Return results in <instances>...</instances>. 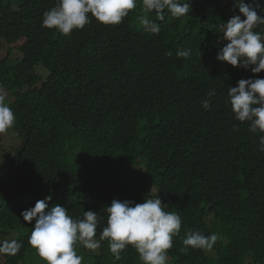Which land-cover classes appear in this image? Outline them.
<instances>
[{"label":"trees","instance_id":"trees-1","mask_svg":"<svg viewBox=\"0 0 264 264\" xmlns=\"http://www.w3.org/2000/svg\"><path fill=\"white\" fill-rule=\"evenodd\" d=\"M56 4L0 0V40L9 44L0 86L10 94V130L21 143L12 150L17 176L0 183V236L23 244L15 256L0 254L4 264H46L28 243L35 222L21 216L39 200L51 197L49 207L64 206L73 217L98 213L99 240L114 199L143 203L157 194L182 221L167 264H264V133L237 121L227 96L239 80L264 72L217 60L227 43L219 26L240 15L234 0H191L182 18L153 13L158 35L139 25L142 2L120 25L92 18L63 35L42 27ZM178 49L192 54L177 57ZM14 50L21 59H12ZM187 230L219 239L210 251L183 252ZM100 243L93 255L78 246L83 264H142L134 247L117 261L108 241Z\"/></svg>","mask_w":264,"mask_h":264},{"label":"clouds","instance_id":"clouds-1","mask_svg":"<svg viewBox=\"0 0 264 264\" xmlns=\"http://www.w3.org/2000/svg\"><path fill=\"white\" fill-rule=\"evenodd\" d=\"M141 2L143 14L137 17L139 25L154 35L160 33L161 27L149 18L151 14L162 21L167 13L182 18L191 11V0H57L56 6L44 13L42 27L69 35L73 30L84 29L92 18L105 26L120 25ZM254 3L255 7L246 4L245 0H234L240 15L219 26L220 39L227 43L219 49L217 60L233 68L250 69L255 75L264 72V31L257 30L264 25V15L257 14L264 0L258 3L254 0ZM0 41L8 44L5 40ZM191 54V49L176 51L177 57L181 58ZM215 95L214 89L207 93L209 98ZM227 96L235 119L248 122L252 133H264V78L241 79L235 87H229ZM6 101L7 92L0 86V134L12 128L16 120ZM210 104V99L202 101L205 110ZM259 145V150L264 152V135H260ZM50 199L39 200L34 207L21 213L25 222H35L28 243L46 264H83L84 257L78 254V246L95 251L101 247L102 240L108 241L109 251L117 261L131 246L142 264H167L168 250L178 244L173 238L180 234L181 217L177 212L166 211L167 205L158 194L144 199L143 203L114 199L106 208L107 226L103 227L99 240L96 235L102 217L98 213L89 210L82 218L73 217L64 206L49 207L47 201ZM218 239L216 233L206 236L198 230H187L181 251L186 252L189 248L210 251ZM22 247L16 239L3 240L0 241V254L15 256Z\"/></svg>","mask_w":264,"mask_h":264},{"label":"rangeland","instance_id":"rangeland-1","mask_svg":"<svg viewBox=\"0 0 264 264\" xmlns=\"http://www.w3.org/2000/svg\"><path fill=\"white\" fill-rule=\"evenodd\" d=\"M230 0H228L229 2ZM9 45L3 41H0V58H3L6 53L3 52V49H8ZM22 55L19 51L14 50L12 53V59L17 60L21 59ZM40 75H43L41 71H38ZM10 98V94H7V101ZM6 101V104H7ZM20 142L16 139L15 134L9 129L6 133L0 134V183L2 185L9 184L12 177H16V174H12V161L13 155L12 150L15 147H19ZM0 241L3 239L0 236ZM100 248L92 251L88 250L91 255L97 254ZM0 264H4V259L0 256Z\"/></svg>","mask_w":264,"mask_h":264}]
</instances>
